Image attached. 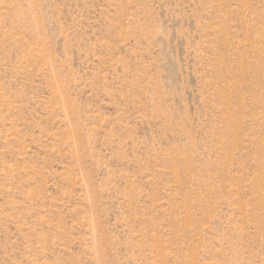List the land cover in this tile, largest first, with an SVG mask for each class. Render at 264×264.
Masks as SVG:
<instances>
[{"label": "rangeland", "instance_id": "374dc122", "mask_svg": "<svg viewBox=\"0 0 264 264\" xmlns=\"http://www.w3.org/2000/svg\"><path fill=\"white\" fill-rule=\"evenodd\" d=\"M0 264H264V0H0Z\"/></svg>", "mask_w": 264, "mask_h": 264}]
</instances>
